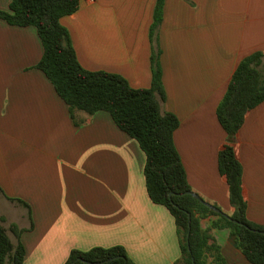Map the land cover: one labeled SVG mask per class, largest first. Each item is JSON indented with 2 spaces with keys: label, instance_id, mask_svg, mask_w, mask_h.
Here are the masks:
<instances>
[{
  "label": "crops",
  "instance_id": "obj_1",
  "mask_svg": "<svg viewBox=\"0 0 264 264\" xmlns=\"http://www.w3.org/2000/svg\"><path fill=\"white\" fill-rule=\"evenodd\" d=\"M10 1L0 0V9ZM155 2L79 0L60 22L83 67L120 74L135 88L150 86L151 51L160 48L161 108L179 119L173 141L187 181L229 215L228 186L218 169L227 133L216 107L238 62L264 52V0H164L152 42ZM42 52L34 26L0 18V222L24 229L23 264H63L72 248L113 245L123 246L136 264H176L174 218L149 198L139 144L104 110L76 111L85 120L75 125L35 67ZM233 145L246 216L264 225V100L246 113ZM216 218H202L201 226ZM211 232L227 264H254L228 228Z\"/></svg>",
  "mask_w": 264,
  "mask_h": 264
},
{
  "label": "trees",
  "instance_id": "obj_2",
  "mask_svg": "<svg viewBox=\"0 0 264 264\" xmlns=\"http://www.w3.org/2000/svg\"><path fill=\"white\" fill-rule=\"evenodd\" d=\"M163 5L164 0H156L149 30L152 42L162 20ZM78 6L79 0H11L8 9H0V18L11 25L36 28L43 52L35 67L43 71L66 103L75 125L85 120L77 118L76 111L91 115L104 110L122 131L137 141L145 154L143 172L149 198L165 206L174 218L180 248L176 264H227L212 228H228L246 258L254 264H264V225L246 216L242 166L233 145L246 113L264 100V52L254 51L238 62L216 107L217 119L227 133L218 152V169L227 183L233 207L226 216L184 193L193 190L173 141L179 119L161 108L165 93L160 48L153 46L151 51V84L147 88L132 87L117 73L83 67L68 28L60 22L62 16L74 13ZM208 215L217 218L203 228L201 219ZM8 230L16 237L15 242ZM23 231L15 223H10L7 229L0 222V264H23L25 248L20 240ZM117 255L120 257L113 258ZM82 259L101 261L99 264H136L121 245L72 248L63 264H90Z\"/></svg>",
  "mask_w": 264,
  "mask_h": 264
},
{
  "label": "water",
  "instance_id": "obj_3",
  "mask_svg": "<svg viewBox=\"0 0 264 264\" xmlns=\"http://www.w3.org/2000/svg\"><path fill=\"white\" fill-rule=\"evenodd\" d=\"M184 193H188L190 195H192L194 198H196L197 200H199L200 202L204 203L205 205H207L209 208H211L212 210L214 211H217V212H222L218 207H216L215 205H213L212 203L206 201L205 199H203L198 193L194 192V191H187V192H184ZM171 194V192H170ZM223 213V212H222ZM225 214V213H224ZM226 216H229L228 214H225ZM190 213H188V230L190 229ZM264 233V231H262ZM120 257V255H117L113 258H118ZM83 261H86L90 264H99L101 263V261H95V262H92V261H87V260H84L82 259ZM126 264V263H124Z\"/></svg>",
  "mask_w": 264,
  "mask_h": 264
}]
</instances>
